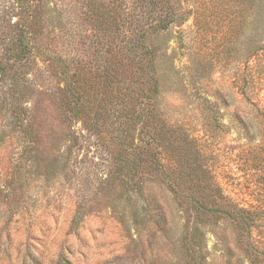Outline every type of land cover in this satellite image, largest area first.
Masks as SVG:
<instances>
[{
	"label": "rangeland",
	"instance_id": "1",
	"mask_svg": "<svg viewBox=\"0 0 264 264\" xmlns=\"http://www.w3.org/2000/svg\"><path fill=\"white\" fill-rule=\"evenodd\" d=\"M164 3L0 0V64L10 66L0 73V264H185V204L171 183L127 189L114 170L129 138L140 151L163 121L219 162L259 142L257 90L235 80L264 34V0ZM24 29L32 48L8 51ZM162 161L175 162L165 146ZM204 230L205 264H250L230 223Z\"/></svg>",
	"mask_w": 264,
	"mask_h": 264
},
{
	"label": "trees",
	"instance_id": "2",
	"mask_svg": "<svg viewBox=\"0 0 264 264\" xmlns=\"http://www.w3.org/2000/svg\"><path fill=\"white\" fill-rule=\"evenodd\" d=\"M160 1L164 7V0ZM159 28L165 27L160 25ZM18 34L25 36H22L18 42L14 40L7 47L8 51H16L17 46L22 43L25 44L23 45L25 50L32 48L31 42L26 40L28 39L26 30H20ZM259 41H263V44L259 45ZM259 41L247 57L240 60V72L235 80L243 94H246L247 90H257L255 96L259 105L256 102L252 103L257 117L253 121H256L260 127L258 143H250L248 148L238 150L234 157L225 151L223 153L225 160L219 162L218 153H204L199 148L195 150L192 147L195 140L190 139L185 129L182 130L183 125L170 128L163 121L159 135L155 130L153 135L148 134L146 138L140 139V151H134L132 139L129 138L130 151L118 157L123 163L114 170V183L121 181L120 184L125 185L127 189L137 186L140 190L149 177L174 183L172 186L169 185L170 189L176 193L179 203L185 204L180 240L185 264L206 263L204 228L224 221L233 227L236 243L246 254L250 264H264V34ZM143 48L141 57L146 58L147 63H152L153 56L149 54L147 47ZM20 50L23 51L21 46L17 51ZM66 68L68 71L73 69ZM151 69L153 86L156 89L159 77L156 70ZM9 71L10 66L0 64L2 77H7ZM68 71H65L66 76L72 77L74 83L76 73ZM9 90L12 95L23 93V88L18 84ZM69 90L70 97L78 96L77 87L70 84ZM150 91L149 87L145 89L148 98ZM260 93H263L262 96ZM11 106L17 125L21 131L26 130L27 127H24L23 123L25 110L18 104ZM163 146L174 156L175 162L171 164L172 167L162 161ZM207 154H213L211 158L216 160L209 163L210 159H206L209 157Z\"/></svg>",
	"mask_w": 264,
	"mask_h": 264
}]
</instances>
